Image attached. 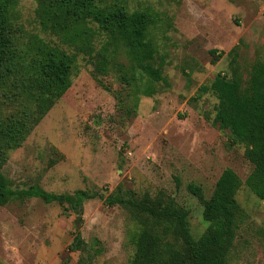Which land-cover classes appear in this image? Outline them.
Listing matches in <instances>:
<instances>
[{
  "label": "rangeland",
  "instance_id": "rangeland-1",
  "mask_svg": "<svg viewBox=\"0 0 264 264\" xmlns=\"http://www.w3.org/2000/svg\"><path fill=\"white\" fill-rule=\"evenodd\" d=\"M102 1L159 16L150 35L165 79L145 97L124 80L132 73L123 53L110 62L78 57L71 88L10 153L3 172L16 191L40 187L99 196L80 211L40 198L0 206V264H131L141 222L124 206L105 203L119 186L136 200H174L189 212L191 234L199 239L209 222L189 186L202 188L208 200L226 169L243 182L254 170L246 146L214 124L218 99L212 92L198 96V90L219 74L231 78L234 70L246 80L254 63H264V0ZM37 8L36 0H19L13 9L21 41L37 36L72 53L42 29ZM96 46L100 50L101 41ZM237 200L243 218L228 264H264V200L246 186ZM77 233L86 245L71 252Z\"/></svg>",
  "mask_w": 264,
  "mask_h": 264
},
{
  "label": "trees",
  "instance_id": "trees-1",
  "mask_svg": "<svg viewBox=\"0 0 264 264\" xmlns=\"http://www.w3.org/2000/svg\"><path fill=\"white\" fill-rule=\"evenodd\" d=\"M36 1L42 29L60 37L72 53L37 36L22 42V31L13 15L19 0H0V206L17 198H40L80 211L86 201L99 194L77 190L58 195L40 187L16 191L3 168L10 153L22 147L71 88L80 55L110 62L123 53L132 73L124 76L128 86L133 84L145 97L154 96L156 84L165 79L164 63L158 61L159 50L150 35L159 16L150 10L130 12L123 1ZM97 41H101L100 50ZM208 92L218 99L214 124L229 131L235 143L246 146V157L254 170L243 182L235 171L226 169L208 200L202 188L189 186V191L203 202V216L209 222L199 239L191 234L189 212L174 200L168 202L163 196L136 200L131 192L122 194L119 186L117 194L107 196L105 203L124 206L141 222L132 238L135 254L131 264H228L243 218L237 194L246 186L264 200V63H254L246 80L238 70L231 78L217 75L209 86L199 88L198 96ZM85 245L81 233H77L69 251H79ZM63 264H69L68 260Z\"/></svg>",
  "mask_w": 264,
  "mask_h": 264
}]
</instances>
